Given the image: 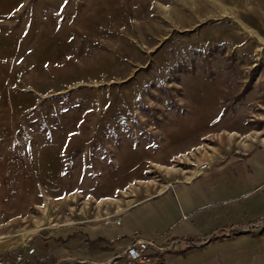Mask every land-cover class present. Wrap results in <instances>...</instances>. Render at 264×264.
I'll list each match as a JSON object with an SVG mask.
<instances>
[{
  "label": "rangeland",
  "instance_id": "obj_1",
  "mask_svg": "<svg viewBox=\"0 0 264 264\" xmlns=\"http://www.w3.org/2000/svg\"><path fill=\"white\" fill-rule=\"evenodd\" d=\"M0 118V254L197 176L164 264H264V0H0Z\"/></svg>",
  "mask_w": 264,
  "mask_h": 264
},
{
  "label": "crops",
  "instance_id": "obj_2",
  "mask_svg": "<svg viewBox=\"0 0 264 264\" xmlns=\"http://www.w3.org/2000/svg\"><path fill=\"white\" fill-rule=\"evenodd\" d=\"M243 155L258 161L264 155V143ZM196 177L177 180L161 194L126 208L111 221L54 229L49 238L56 248V263L78 259L92 264H110L137 238L157 239L161 244H176L183 250L188 246L186 239L196 233L192 219L202 202L201 197L191 194L190 190ZM168 262L169 259L166 264Z\"/></svg>",
  "mask_w": 264,
  "mask_h": 264
},
{
  "label": "built area",
  "instance_id": "obj_3",
  "mask_svg": "<svg viewBox=\"0 0 264 264\" xmlns=\"http://www.w3.org/2000/svg\"><path fill=\"white\" fill-rule=\"evenodd\" d=\"M206 166L202 165L201 170ZM200 170L198 171V173ZM167 248L156 240L135 239L123 253L127 264H164ZM35 248L24 244L20 251L10 255L0 254V264H26V258L33 256ZM116 263V260H114Z\"/></svg>",
  "mask_w": 264,
  "mask_h": 264
},
{
  "label": "trees",
  "instance_id": "obj_4",
  "mask_svg": "<svg viewBox=\"0 0 264 264\" xmlns=\"http://www.w3.org/2000/svg\"><path fill=\"white\" fill-rule=\"evenodd\" d=\"M190 240H193L192 238H188V239H186V241H190Z\"/></svg>",
  "mask_w": 264,
  "mask_h": 264
}]
</instances>
